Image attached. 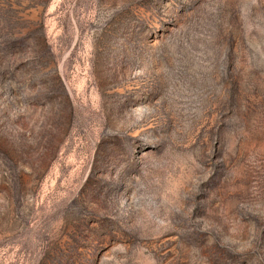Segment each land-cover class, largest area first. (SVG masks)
<instances>
[{
	"label": "rangeland",
	"instance_id": "obj_1",
	"mask_svg": "<svg viewBox=\"0 0 264 264\" xmlns=\"http://www.w3.org/2000/svg\"><path fill=\"white\" fill-rule=\"evenodd\" d=\"M0 264H264V0H0Z\"/></svg>",
	"mask_w": 264,
	"mask_h": 264
}]
</instances>
